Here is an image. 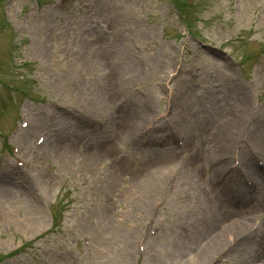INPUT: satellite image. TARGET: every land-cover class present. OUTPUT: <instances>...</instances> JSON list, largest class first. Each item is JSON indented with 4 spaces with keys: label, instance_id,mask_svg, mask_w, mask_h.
Wrapping results in <instances>:
<instances>
[{
    "label": "rangeland",
    "instance_id": "374dc122",
    "mask_svg": "<svg viewBox=\"0 0 264 264\" xmlns=\"http://www.w3.org/2000/svg\"><path fill=\"white\" fill-rule=\"evenodd\" d=\"M185 3L0 0V264H264V0Z\"/></svg>",
    "mask_w": 264,
    "mask_h": 264
},
{
    "label": "bare ground",
    "instance_id": "6f19581e",
    "mask_svg": "<svg viewBox=\"0 0 264 264\" xmlns=\"http://www.w3.org/2000/svg\"><path fill=\"white\" fill-rule=\"evenodd\" d=\"M218 142H220V143H226L227 144V142H229V140L227 139V137H224V138H219L218 139ZM58 147H59V144H55V146H54V149H58ZM145 208H147V206H145ZM151 210V209H150ZM222 236H226L225 234H222ZM208 255H209V250H202L201 252H199L196 256H195V258H196V260L197 261H202L203 259H205V258H207L208 257Z\"/></svg>",
    "mask_w": 264,
    "mask_h": 264
}]
</instances>
